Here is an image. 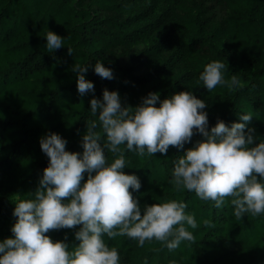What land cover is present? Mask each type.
Segmentation results:
<instances>
[{
	"label": "trees",
	"instance_id": "trees-1",
	"mask_svg": "<svg viewBox=\"0 0 264 264\" xmlns=\"http://www.w3.org/2000/svg\"><path fill=\"white\" fill-rule=\"evenodd\" d=\"M48 29L63 37L61 48L45 47ZM97 60L114 78L89 67L85 77L95 92L81 96L72 65ZM211 60H224L225 78L236 74L243 86L204 88L198 76ZM104 88L133 107L149 92L162 100L191 90L206 102L209 128L217 119L230 125L237 113H251L248 126L264 138V0H0V240L12 235L15 197L34 192L48 165L39 139L56 132L67 140L66 150L82 152L87 123L96 119L89 101L102 99ZM201 138L196 133L184 148L169 146L154 157L126 152L123 170L139 177L133 195L140 204L183 200L197 228L190 229L192 241L171 251L155 240L140 247L126 236L105 237L121 264H264V215L237 219L230 203L218 209L170 183L173 161ZM106 156L112 159L110 151ZM74 231L46 234L53 240L66 235L76 245Z\"/></svg>",
	"mask_w": 264,
	"mask_h": 264
},
{
	"label": "clouds",
	"instance_id": "clouds-1",
	"mask_svg": "<svg viewBox=\"0 0 264 264\" xmlns=\"http://www.w3.org/2000/svg\"><path fill=\"white\" fill-rule=\"evenodd\" d=\"M44 37L51 51L63 46V37L52 30ZM89 67L101 78H114L101 60L94 65L73 64L81 96L95 92L85 77ZM227 67L224 60L207 62L198 82L208 91L218 85L238 90L241 80L236 74L226 79ZM205 109V100L191 90L162 100L157 92H149L134 107L122 105L115 90L104 88L102 99L93 95L88 110L96 119L87 123L80 140L82 152L66 150L67 140L56 132L39 139L48 165L34 192L15 197L16 219L12 235L0 240V264H121L118 249L105 237L126 236L140 247L155 240L170 251L192 241L190 229L197 228V221L186 211L188 205L175 198L141 205L133 195L141 188L140 179L123 169L126 152L137 157L166 154L169 146L184 148L196 133L202 138L173 161L170 183L177 191L212 201L215 208L230 203L237 219L249 213L264 215V138L254 136L255 129L248 126L252 114L237 113L239 120L230 125L217 119L209 128ZM106 150L112 154L110 161ZM62 228L74 229L79 243L70 245L66 235L53 240L46 234Z\"/></svg>",
	"mask_w": 264,
	"mask_h": 264
}]
</instances>
